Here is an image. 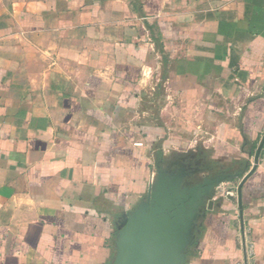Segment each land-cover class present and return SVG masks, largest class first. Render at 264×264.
<instances>
[{"label":"crops","instance_id":"0c3cea01","mask_svg":"<svg viewBox=\"0 0 264 264\" xmlns=\"http://www.w3.org/2000/svg\"><path fill=\"white\" fill-rule=\"evenodd\" d=\"M264 0H0V264H113L161 173L215 188L185 264H264Z\"/></svg>","mask_w":264,"mask_h":264},{"label":"water","instance_id":"95a60500","mask_svg":"<svg viewBox=\"0 0 264 264\" xmlns=\"http://www.w3.org/2000/svg\"><path fill=\"white\" fill-rule=\"evenodd\" d=\"M264 149V136L254 156V166L238 187L241 231L245 238L242 191L247 180L259 166ZM242 174L213 178L179 192L178 179L168 180L161 173L150 200L124 222L117 232V253L113 264H185L187 249L196 240V229L207 210L214 190L226 180L240 178ZM245 264L247 248L244 245Z\"/></svg>","mask_w":264,"mask_h":264}]
</instances>
